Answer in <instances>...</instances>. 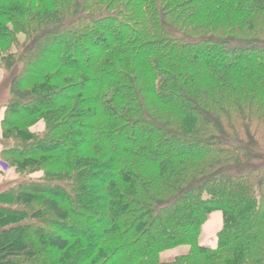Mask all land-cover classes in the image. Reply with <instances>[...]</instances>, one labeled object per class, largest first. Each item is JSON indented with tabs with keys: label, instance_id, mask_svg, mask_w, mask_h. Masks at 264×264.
Here are the masks:
<instances>
[{
	"label": "trees",
	"instance_id": "1",
	"mask_svg": "<svg viewBox=\"0 0 264 264\" xmlns=\"http://www.w3.org/2000/svg\"><path fill=\"white\" fill-rule=\"evenodd\" d=\"M1 70L0 264H264V0H0Z\"/></svg>",
	"mask_w": 264,
	"mask_h": 264
},
{
	"label": "crops",
	"instance_id": "2",
	"mask_svg": "<svg viewBox=\"0 0 264 264\" xmlns=\"http://www.w3.org/2000/svg\"><path fill=\"white\" fill-rule=\"evenodd\" d=\"M4 108L0 106V122L3 117ZM1 125H0V190L7 184L12 182V179L16 178L17 174L15 169L2 158L1 151L3 148V143L1 141ZM11 181V182H9ZM214 214V215H213ZM222 216L219 211H215L211 214L209 218L202 225L200 243L206 246L214 247L216 245V233L221 226ZM179 254L178 249H175L166 255H164L165 259H171L175 255Z\"/></svg>",
	"mask_w": 264,
	"mask_h": 264
},
{
	"label": "rangeland",
	"instance_id": "3",
	"mask_svg": "<svg viewBox=\"0 0 264 264\" xmlns=\"http://www.w3.org/2000/svg\"><path fill=\"white\" fill-rule=\"evenodd\" d=\"M21 38H23V36H21ZM8 77H7V74H6V72H4L3 70H1L0 71V106L1 105H3L7 100H8V98H9V92H8V79H7ZM39 126H41L40 124H37L36 126H35V129H40L41 127H39ZM35 175H38V174H35ZM20 180H22V178L21 177H19V176H16V178H14V179H12V181H20ZM9 182H11V181H9ZM215 211H213V212H211L210 214H209V216H208V218L211 216V214L212 213H214ZM214 215V214H213ZM77 221H79L80 222V220L78 219ZM82 222H87V220H86V218L84 217V218H82V220H81Z\"/></svg>",
	"mask_w": 264,
	"mask_h": 264
}]
</instances>
